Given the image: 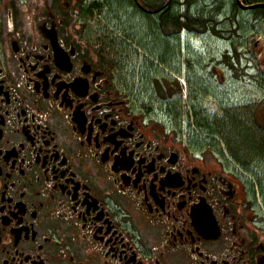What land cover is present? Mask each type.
I'll return each instance as SVG.
<instances>
[{"label": "flooded vegetation", "instance_id": "1", "mask_svg": "<svg viewBox=\"0 0 264 264\" xmlns=\"http://www.w3.org/2000/svg\"><path fill=\"white\" fill-rule=\"evenodd\" d=\"M179 5L0 0V264H264V142L231 160L202 140L251 135L253 119L264 132L263 97L205 106L224 68L240 81L248 65L200 52L206 32ZM129 14L149 20L152 46ZM99 18L112 46L127 39L128 73L91 38Z\"/></svg>", "mask_w": 264, "mask_h": 264}, {"label": "rangeland", "instance_id": "2", "mask_svg": "<svg viewBox=\"0 0 264 264\" xmlns=\"http://www.w3.org/2000/svg\"><path fill=\"white\" fill-rule=\"evenodd\" d=\"M218 1L222 3L215 5ZM189 3L192 4V13L201 11L204 5L210 4L211 9H206L204 13H206L208 17H215V19H213L215 24L212 23L209 26L210 32L208 30L205 34V40L207 39L206 47L201 48L199 41L196 43L197 46H200L199 51H204L205 54H214L216 59H221V57L224 56L223 54L228 52L233 56L232 52L236 49L238 51V57L239 55L241 57L240 61L242 63L246 62L248 65L249 76L240 81L233 79L230 70L228 71L223 67V73L227 82L222 84L220 81L217 82V87L219 88L217 95L218 99L216 98L217 102L215 101L209 104L207 102L205 103V106L213 105L215 110L217 106L216 104L221 101L227 102L226 100H229V98H231V104L237 105V103L239 104V100L245 95L247 98H250L251 108L255 111L254 106L256 107L263 97V111L257 110L255 118L258 116V121L264 124V16H254L251 11L246 12L241 10L238 6L235 7V0H189ZM218 5H222L223 8L216 13L213 10H215V7ZM92 20L95 19L92 18ZM141 23L144 25L141 26ZM149 23V20L144 19L142 16H130L129 14V16H125L124 24L126 27L124 26V28L128 32H136V34L139 35V38H142V41L150 47L152 46L153 40L147 34L150 29V26H148ZM98 24L101 29H97ZM94 26H96V28ZM107 26L105 20L99 18L96 23L91 25L92 31H96V33L91 35V38L97 40V43L95 44H102V47L104 48L103 50H106V52L112 50L111 54L113 57L123 56L120 57V60H122L123 71L128 73V70L130 71L131 67L134 66V60L131 58L134 54L131 49H128V41L126 38L122 37L121 33H117L119 37L115 34L114 35L119 43L122 42L124 44L126 49H122L120 44L115 47L114 44V46H112V43H109L108 38H110L112 34ZM213 28L215 33L211 31ZM122 38H124V40ZM200 56L202 57L201 54ZM129 57L131 59H129ZM124 58H126V60H124ZM258 68H260L259 73L257 71ZM200 77L204 80V74L202 72ZM257 77L261 78L262 96L259 94L260 82L257 81ZM141 96L146 100L152 99L155 102V107L162 109V106L157 99L158 95L153 89V86H146V90L144 89L143 93L141 92ZM218 113L220 114H217V116L222 115L221 110ZM247 126V130H244H252L251 135H242V130L231 128L230 131V128L227 127L223 129L224 133H221L220 135L212 134L207 137L205 136L206 138H203L202 140L207 143V146L220 154V156L223 154L231 160L235 157H240L241 155L243 158L254 159L257 154L250 148H252L258 140L264 142V132L257 130L255 119H253L251 123H247ZM250 128L252 129L250 130Z\"/></svg>", "mask_w": 264, "mask_h": 264}, {"label": "trees", "instance_id": "3", "mask_svg": "<svg viewBox=\"0 0 264 264\" xmlns=\"http://www.w3.org/2000/svg\"><path fill=\"white\" fill-rule=\"evenodd\" d=\"M185 1L183 0H178V3H180L177 13L178 15V19L180 21H183V19L186 20V24L187 22H189L191 25H195V29L198 31H202L203 33L207 32L209 30L210 32V25L213 23L215 24V22L213 21V19H215L214 16L208 17L206 13H204V11L207 9H211L210 4H206L204 5V7L202 8L201 11H197L196 13H192L191 10V5H186L183 4ZM258 2H264V0H254V4H257ZM222 3L220 1L216 2L215 5ZM238 4L235 5V7H237ZM223 8L222 5H218L217 7H215V11L216 13H218L221 9ZM217 9V10H216ZM255 11V15L256 16H264V8H258ZM176 13V10H175ZM189 25V24H188ZM211 31H213L215 33L214 28L211 29Z\"/></svg>", "mask_w": 264, "mask_h": 264}, {"label": "water", "instance_id": "4", "mask_svg": "<svg viewBox=\"0 0 264 264\" xmlns=\"http://www.w3.org/2000/svg\"><path fill=\"white\" fill-rule=\"evenodd\" d=\"M240 9H242L243 11H248V10H255L258 8H264V2H258L257 4H250V5H244V3L242 2V0H236Z\"/></svg>", "mask_w": 264, "mask_h": 264}]
</instances>
